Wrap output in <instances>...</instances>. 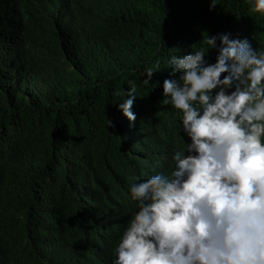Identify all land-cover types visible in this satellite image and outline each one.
Here are the masks:
<instances>
[{"label": "trees", "instance_id": "16d2710c", "mask_svg": "<svg viewBox=\"0 0 264 264\" xmlns=\"http://www.w3.org/2000/svg\"><path fill=\"white\" fill-rule=\"evenodd\" d=\"M222 33L264 49V14L248 0H0V264H114L131 186L170 174L190 142L163 95L168 62ZM131 82L134 122L118 110Z\"/></svg>", "mask_w": 264, "mask_h": 264}, {"label": "clouds", "instance_id": "9594fccd", "mask_svg": "<svg viewBox=\"0 0 264 264\" xmlns=\"http://www.w3.org/2000/svg\"><path fill=\"white\" fill-rule=\"evenodd\" d=\"M248 3L264 14V0ZM205 44L168 62L163 95L182 110L190 142L173 155L170 174L131 186L138 211L114 264H264V49L231 33L207 35ZM159 68L146 69L148 80ZM131 83L118 110L134 122Z\"/></svg>", "mask_w": 264, "mask_h": 264}]
</instances>
